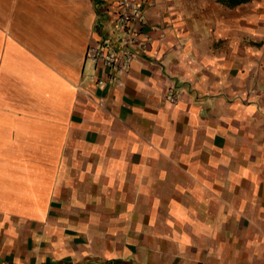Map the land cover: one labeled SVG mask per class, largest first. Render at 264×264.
<instances>
[{"label": "crops", "instance_id": "obj_1", "mask_svg": "<svg viewBox=\"0 0 264 264\" xmlns=\"http://www.w3.org/2000/svg\"><path fill=\"white\" fill-rule=\"evenodd\" d=\"M117 2L0 0V264H264V0H142L124 70Z\"/></svg>", "mask_w": 264, "mask_h": 264}, {"label": "built area", "instance_id": "obj_2", "mask_svg": "<svg viewBox=\"0 0 264 264\" xmlns=\"http://www.w3.org/2000/svg\"><path fill=\"white\" fill-rule=\"evenodd\" d=\"M113 26L119 31L117 44L112 43V35L108 38L91 43L87 56L91 60L101 61L108 68L127 69L133 60L137 49H146L150 35L143 33L146 15L143 2L136 0H118L113 10ZM114 41V39H113ZM175 92L169 94L171 100H176Z\"/></svg>", "mask_w": 264, "mask_h": 264}, {"label": "rangeland", "instance_id": "obj_3", "mask_svg": "<svg viewBox=\"0 0 264 264\" xmlns=\"http://www.w3.org/2000/svg\"><path fill=\"white\" fill-rule=\"evenodd\" d=\"M119 31L123 32L121 29H119ZM119 31L118 30H114V34L112 35L113 36V39L117 41V38H118V35H119Z\"/></svg>", "mask_w": 264, "mask_h": 264}]
</instances>
